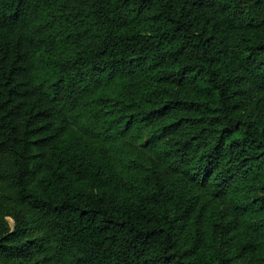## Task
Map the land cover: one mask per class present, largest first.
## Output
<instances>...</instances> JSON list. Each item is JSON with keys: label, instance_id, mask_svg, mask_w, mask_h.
Wrapping results in <instances>:
<instances>
[{"label": "trees", "instance_id": "16d2710c", "mask_svg": "<svg viewBox=\"0 0 264 264\" xmlns=\"http://www.w3.org/2000/svg\"><path fill=\"white\" fill-rule=\"evenodd\" d=\"M0 184V264H264V0H0Z\"/></svg>", "mask_w": 264, "mask_h": 264}, {"label": "rangeland", "instance_id": "374dc122", "mask_svg": "<svg viewBox=\"0 0 264 264\" xmlns=\"http://www.w3.org/2000/svg\"><path fill=\"white\" fill-rule=\"evenodd\" d=\"M235 16L242 17L237 11H235ZM106 98L111 106L117 107V95L116 91L111 88L110 92L106 94ZM112 108V107H111ZM90 121V120H85ZM161 126L158 125V127ZM82 133L83 135L91 142L97 143L103 141V137L100 136L98 129L92 123L83 124ZM157 125L155 126L154 123L145 122V126L139 133V139L135 142L138 150L142 152L144 157H151L153 162L149 163V168L158 167L161 164V161L164 160L163 155H160L158 150V144L163 143L166 141V137L163 136L161 132L158 131ZM126 138H129V135H125ZM156 145V146H155ZM165 162V161H164ZM0 192L2 195L8 194L10 189L6 187L4 184H0ZM8 223L10 224L11 228L14 227V221L12 218H7Z\"/></svg>", "mask_w": 264, "mask_h": 264}]
</instances>
